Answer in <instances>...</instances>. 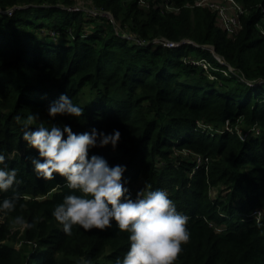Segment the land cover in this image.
<instances>
[{"label": "trees", "instance_id": "obj_1", "mask_svg": "<svg viewBox=\"0 0 264 264\" xmlns=\"http://www.w3.org/2000/svg\"><path fill=\"white\" fill-rule=\"evenodd\" d=\"M196 1L93 0V16L70 9L75 0H0L1 10L15 8L0 13V152L21 181L0 199L23 194L0 212V264H114L130 244L114 225L63 232L52 210L76 190L33 171L37 153L22 137L34 112L32 127L121 131L116 149L89 154L127 165L130 189L167 190L189 217L173 264H264V0H236L247 11L236 34L217 12L187 7ZM65 92L83 115L50 118L48 104ZM18 215L33 225L22 242L11 228Z\"/></svg>", "mask_w": 264, "mask_h": 264}, {"label": "clouds", "instance_id": "obj_2", "mask_svg": "<svg viewBox=\"0 0 264 264\" xmlns=\"http://www.w3.org/2000/svg\"><path fill=\"white\" fill-rule=\"evenodd\" d=\"M84 111L66 92L47 107V114L53 119L57 115L81 117ZM39 116L34 112L23 124L22 138L37 153L28 157L33 171L44 179L58 174L69 189L76 190L65 195L52 210L63 232L70 234L73 225L84 230H106L114 225L127 232L130 241L123 257L117 256L114 264H173L182 251V244L190 238L189 217L177 209L165 189L148 186L133 196L126 180H122L127 165L110 166L103 155L89 154L94 147L111 145L116 149L121 131L114 128L106 132L92 127L75 132L67 123L32 127ZM15 119L19 122L22 117L17 114ZM5 160L6 155L0 152V165ZM19 183L17 169L0 167V193ZM21 198L23 194L14 191L10 197L0 199V212L14 211ZM15 222L26 229L33 227L23 216H16Z\"/></svg>", "mask_w": 264, "mask_h": 264}, {"label": "built area", "instance_id": "obj_3", "mask_svg": "<svg viewBox=\"0 0 264 264\" xmlns=\"http://www.w3.org/2000/svg\"><path fill=\"white\" fill-rule=\"evenodd\" d=\"M187 7L194 8V7H201V8H209L215 12L218 13V17L220 21L222 22L225 30L229 34H236L239 30L242 29V22L241 18L245 14H247V11L241 6L240 3H238L236 0H197L194 5H187ZM259 11L261 12L262 16V23L263 26L260 29V24L257 25L260 32L264 35V6L260 5L258 6ZM14 9H10L8 11H3L0 9V13L12 15L14 12ZM78 10V9H75ZM94 15H99V12L97 10L93 11ZM108 15V14H107ZM161 42V41H158ZM191 43L189 41H185L184 43ZM162 43L164 46L174 49L176 47H179L183 44L180 43H173L167 40H162ZM253 133H258L259 130L257 129V126H255L252 130ZM239 134H242V131L239 132ZM198 164H203V159H198Z\"/></svg>", "mask_w": 264, "mask_h": 264}, {"label": "rangeland", "instance_id": "obj_4", "mask_svg": "<svg viewBox=\"0 0 264 264\" xmlns=\"http://www.w3.org/2000/svg\"><path fill=\"white\" fill-rule=\"evenodd\" d=\"M125 1L128 2L130 0H125ZM75 2H76V5L73 8H70V9H78V10L85 11V12L95 16L93 11L96 10L95 9L96 7L94 5L93 0H75ZM142 3L144 4L143 7H146V5L148 4V0H143ZM107 16H108L109 19H111L113 21V23L115 22L114 16H112L111 14H108ZM260 23H261L260 24V28H261L263 26V23L262 22H260ZM93 27H94L93 24H86V29L88 31H92ZM239 128L242 129L241 127H239ZM242 130H240V131H242ZM260 133H261V131H259V134ZM259 134L257 133L256 135H259ZM139 187H140L139 185L135 184L132 187V189H130L131 192L134 194V196H135L136 192L140 189ZM211 196H212V198H215L217 196V191L215 190L214 192H212ZM11 224H12L11 228L13 230V233H16V235H17V236H15L17 238L16 240L19 241V242H22L21 238L24 235L25 228L22 227L21 225L17 224L15 222V220H11Z\"/></svg>", "mask_w": 264, "mask_h": 264}, {"label": "water", "instance_id": "obj_5", "mask_svg": "<svg viewBox=\"0 0 264 264\" xmlns=\"http://www.w3.org/2000/svg\"><path fill=\"white\" fill-rule=\"evenodd\" d=\"M184 42H182L180 44H186V43H188V42H186V43H184ZM211 50H212V52H214V48L213 47H211ZM215 57L218 58L223 63L222 59L220 57H218L216 54H215Z\"/></svg>", "mask_w": 264, "mask_h": 264}, {"label": "crops", "instance_id": "obj_6", "mask_svg": "<svg viewBox=\"0 0 264 264\" xmlns=\"http://www.w3.org/2000/svg\"><path fill=\"white\" fill-rule=\"evenodd\" d=\"M261 29V28H260Z\"/></svg>", "mask_w": 264, "mask_h": 264}]
</instances>
